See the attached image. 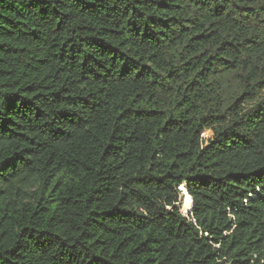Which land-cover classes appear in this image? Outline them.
I'll use <instances>...</instances> for the list:
<instances>
[{"label":"trees","instance_id":"obj_1","mask_svg":"<svg viewBox=\"0 0 264 264\" xmlns=\"http://www.w3.org/2000/svg\"><path fill=\"white\" fill-rule=\"evenodd\" d=\"M0 264H264V0H0Z\"/></svg>","mask_w":264,"mask_h":264}]
</instances>
